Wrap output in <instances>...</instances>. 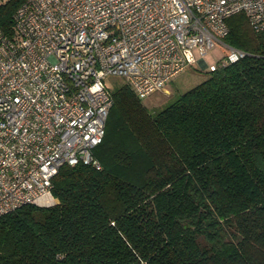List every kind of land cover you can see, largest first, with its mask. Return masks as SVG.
Masks as SVG:
<instances>
[{
    "label": "trees",
    "instance_id": "trees-1",
    "mask_svg": "<svg viewBox=\"0 0 264 264\" xmlns=\"http://www.w3.org/2000/svg\"><path fill=\"white\" fill-rule=\"evenodd\" d=\"M24 0H0L13 35ZM247 56L157 112L111 93L101 168L63 166L55 204L0 216V264H264V32L226 20Z\"/></svg>",
    "mask_w": 264,
    "mask_h": 264
},
{
    "label": "built area",
    "instance_id": "built-area-1",
    "mask_svg": "<svg viewBox=\"0 0 264 264\" xmlns=\"http://www.w3.org/2000/svg\"><path fill=\"white\" fill-rule=\"evenodd\" d=\"M240 13L264 32V0H24L13 35L0 31V216L55 204L63 166L100 170L108 77L143 100L185 67L206 68L216 43L225 55L208 71L246 57L224 42Z\"/></svg>",
    "mask_w": 264,
    "mask_h": 264
},
{
    "label": "rangeland",
    "instance_id": "rangeland-1",
    "mask_svg": "<svg viewBox=\"0 0 264 264\" xmlns=\"http://www.w3.org/2000/svg\"><path fill=\"white\" fill-rule=\"evenodd\" d=\"M225 55V49L220 43L207 51L203 61L206 68H202L198 63L194 66L185 67L179 74L173 77L161 90L154 92L141 101L149 112H157L171 104L179 95L202 83L207 75L208 68L217 65ZM198 58L196 59V62ZM111 89L124 84L118 77L110 76L106 79Z\"/></svg>",
    "mask_w": 264,
    "mask_h": 264
},
{
    "label": "water",
    "instance_id": "water-1",
    "mask_svg": "<svg viewBox=\"0 0 264 264\" xmlns=\"http://www.w3.org/2000/svg\"><path fill=\"white\" fill-rule=\"evenodd\" d=\"M201 62V61H200ZM205 66L203 65V67L202 68H204Z\"/></svg>",
    "mask_w": 264,
    "mask_h": 264
}]
</instances>
